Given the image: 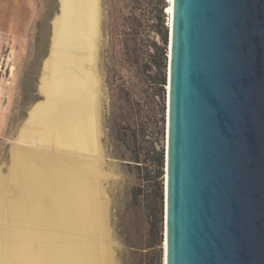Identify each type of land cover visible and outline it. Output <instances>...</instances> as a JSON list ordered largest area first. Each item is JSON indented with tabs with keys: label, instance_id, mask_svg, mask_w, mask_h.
Here are the masks:
<instances>
[{
	"label": "water",
	"instance_id": "95a60500",
	"mask_svg": "<svg viewBox=\"0 0 264 264\" xmlns=\"http://www.w3.org/2000/svg\"><path fill=\"white\" fill-rule=\"evenodd\" d=\"M168 34L164 264H264V0H171Z\"/></svg>",
	"mask_w": 264,
	"mask_h": 264
},
{
	"label": "rangeland",
	"instance_id": "374dc122",
	"mask_svg": "<svg viewBox=\"0 0 264 264\" xmlns=\"http://www.w3.org/2000/svg\"><path fill=\"white\" fill-rule=\"evenodd\" d=\"M167 4L99 0V195L106 201L100 247L105 264H162ZM57 12L56 0H0V176L8 172L13 146L21 144L18 135L31 108L44 101L39 81ZM127 221L129 231L123 232Z\"/></svg>",
	"mask_w": 264,
	"mask_h": 264
},
{
	"label": "bare ground",
	"instance_id": "6f19581e",
	"mask_svg": "<svg viewBox=\"0 0 264 264\" xmlns=\"http://www.w3.org/2000/svg\"><path fill=\"white\" fill-rule=\"evenodd\" d=\"M58 2L39 81L44 101L31 108L0 176V264L107 263L100 247L99 0ZM165 8L169 26L171 0ZM164 246L163 238L162 264Z\"/></svg>",
	"mask_w": 264,
	"mask_h": 264
},
{
	"label": "trees",
	"instance_id": "16d2710c",
	"mask_svg": "<svg viewBox=\"0 0 264 264\" xmlns=\"http://www.w3.org/2000/svg\"><path fill=\"white\" fill-rule=\"evenodd\" d=\"M161 10V9H160ZM162 41H163V43L164 44H166V35L164 34L163 35V37H162ZM167 43H168V38H167ZM165 48V47H164ZM159 198H160V204L162 205V208H161V210H160V216H161V218L159 219V222L161 223V225H162V232H163V186L162 187H160V191H159ZM129 221H127V223L125 222L124 223V226H123V229H122V231L123 232H126V228H127V230H128V228H129ZM126 226V227H125ZM129 231V230H128ZM162 240H163V237H162Z\"/></svg>",
	"mask_w": 264,
	"mask_h": 264
}]
</instances>
